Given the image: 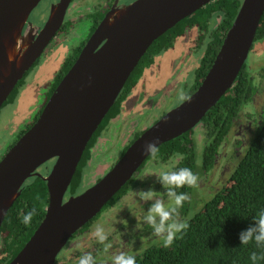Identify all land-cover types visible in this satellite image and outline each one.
Segmentation results:
<instances>
[{
    "label": "water",
    "instance_id": "obj_1",
    "mask_svg": "<svg viewBox=\"0 0 264 264\" xmlns=\"http://www.w3.org/2000/svg\"><path fill=\"white\" fill-rule=\"evenodd\" d=\"M42 0H0V110L60 28L71 0H60L41 29L28 22ZM214 0H136L108 14L88 39L35 123L0 159V230L25 182L48 162L46 216L9 264H56L72 236L98 215L159 146L194 129L233 87L247 62L264 0H244L201 84L145 130L96 183L68 197L85 150L152 43ZM28 24L27 31L25 27Z\"/></svg>",
    "mask_w": 264,
    "mask_h": 264
},
{
    "label": "trees",
    "instance_id": "obj_2",
    "mask_svg": "<svg viewBox=\"0 0 264 264\" xmlns=\"http://www.w3.org/2000/svg\"><path fill=\"white\" fill-rule=\"evenodd\" d=\"M243 1L214 0L178 22L152 43L91 138L71 182L68 191L69 196H75L83 192V186L88 181L86 180L87 169L93 161V151L102 136L104 128L113 117L121 113L123 103L140 83L146 71L157 62V58L164 52L173 49L175 44L186 36L189 31L195 30L198 32L197 48L203 50V57L196 71L195 85L190 92L191 95L197 90L211 69ZM263 40L264 14L257 30L254 45ZM79 53L80 51L59 69L44 106L62 78L74 64ZM261 70L264 71V67ZM24 78L17 84L3 107L14 103L18 99ZM261 90V79L257 78L247 61L233 87L207 112L200 124L181 136L161 144L157 156L155 158L149 156L137 173L151 159H156L161 163H169L179 159L171 170L188 167L198 177L209 173L216 165L218 155L237 119L254 103ZM42 109L36 115L35 120L20 132L18 138L35 123ZM248 117L253 121L252 138L248 143L244 156L231 174L229 183L207 200L199 211L186 220L190 226L182 235V238L178 235L172 246L167 248L163 247V244H150L140 253L133 254L136 258V264H254L250 259V254L252 252H256L258 256L264 254V246H257L254 241L248 245H241L239 239V234L248 227L253 226L256 223L255 218L258 213L264 210V99L260 111L251 112ZM198 131L204 134V141L199 143L200 146L198 145ZM142 132L136 134L135 138L140 136ZM128 146L123 152L126 151ZM198 147H203L202 157L199 161ZM52 166L53 161L46 163L37 170V173L41 175H34L25 182L19 196L5 217L0 230V264H9L12 261L44 220L49 203V191L43 176L47 175ZM134 178L135 176L104 206L98 215L75 233L70 240L75 239L81 233L89 231L94 223L103 217L105 212L114 207L129 192ZM193 188L185 186L177 188L175 191L178 194L184 192L190 195ZM34 207L37 213L32 218L31 224L26 226L21 222V213H27ZM187 208L185 207L186 211ZM60 261L59 255L56 264ZM255 264H264V259H258Z\"/></svg>",
    "mask_w": 264,
    "mask_h": 264
},
{
    "label": "rangeland",
    "instance_id": "obj_3",
    "mask_svg": "<svg viewBox=\"0 0 264 264\" xmlns=\"http://www.w3.org/2000/svg\"><path fill=\"white\" fill-rule=\"evenodd\" d=\"M49 4V0H42L39 4L40 6L38 5V8L34 10L33 14L30 16L31 21L36 22L35 19L37 18V14L39 15V11L48 14L50 10ZM70 37L74 39L73 42H76L84 38V35L82 32H79L76 33V35L72 33L69 38ZM65 39L66 40L63 42L62 37H56L54 41L48 45L41 57L25 76L24 83L20 87L18 99L14 103L5 105L0 110V159L17 140L19 133L25 130V128L35 120L36 115L42 109L51 85L54 82V78L68 55L65 43L68 45L73 43L69 42V40L67 41V38ZM197 39L198 32L195 30L189 31L186 36L175 44L173 49L160 55L156 60L159 64L149 68L141 79L136 92H134L128 103V108L135 106L134 103H139L133 108V111L142 112L144 109H151V118L147 122L145 121L143 128H148L165 113L182 104L184 101L179 99L181 90H183L187 96L190 95L195 85L196 71L203 57V50L196 47L195 42ZM247 61L250 63L257 78L261 79L262 90L254 103L250 107L248 106L249 108L247 107L248 109L237 119L233 130L218 155L214 168L209 173L199 176L198 186L193 188L192 193L189 195L190 199L186 200L183 206L178 210L180 215L179 218L183 217L180 220L189 219L195 212L203 207L207 200L229 183L231 174L244 156L248 143L252 138L253 121L248 117V114L260 111L264 99V71L261 70V68L264 67V40L254 45ZM143 91H145L144 95H142ZM130 114L131 111L126 113V121L131 116ZM139 122L140 121H135V127L138 126ZM126 130L128 135L129 129L127 128ZM111 134L112 132L107 129L93 151L94 157L87 169L86 180L88 181L84 184L83 191L97 182L99 176L104 171L105 162L108 160L109 155H112V151L113 157L112 160H110L109 168L121 157L125 147L124 145L117 146L121 141V135L113 133L112 136ZM129 136L130 135H128V137ZM197 137L198 145L200 146L199 143L204 141V134L198 131ZM202 149L203 147H198L197 149L198 161L201 160L203 153ZM48 165L50 166V164ZM170 167V164L166 165L158 161H151L144 170L145 172L138 177L133 193L123 198L118 205L110 208L104 213L103 217L99 218L94 223V225L100 224L104 227L106 233H108V239L105 241V244H111V247L108 248L106 252H102L100 258L95 260V264H113L112 257L120 252L133 255L140 253L150 244H162V242L153 235L151 239L140 238L137 242H129L126 239L127 233H122V231L125 232V230H123L125 225L131 226L140 223L144 224L149 229L151 228L148 224L143 222V216L147 214L148 209L154 203L155 199L159 198L155 196L153 200H143L144 202L140 205V207L142 206L141 211H135V206L142 200L138 192L140 190H153L152 184L157 182L159 178L158 173L166 171ZM135 196L139 197L138 202H135ZM68 197L70 196L68 195ZM163 201L166 206L171 203L169 200ZM185 207H188L187 211ZM186 212L188 213L186 214ZM173 216L175 219V214H173ZM130 217L131 219L134 218V220L132 221ZM130 220L131 222L129 223ZM94 225L91 227L90 231L85 234V240H82L83 238L77 240L78 246L75 245L76 243L74 244L75 240H70L68 242L60 254L62 264H78V258L75 257L77 255L74 254L80 252L82 245L83 247L86 246L87 249H91L92 243L96 244L99 242L92 234ZM74 246L75 248L78 247L77 250L74 249ZM112 246L116 249V253L114 254H111Z\"/></svg>",
    "mask_w": 264,
    "mask_h": 264
},
{
    "label": "flooded vegetation",
    "instance_id": "obj_4",
    "mask_svg": "<svg viewBox=\"0 0 264 264\" xmlns=\"http://www.w3.org/2000/svg\"><path fill=\"white\" fill-rule=\"evenodd\" d=\"M49 1H50V4H49L50 10H49L48 14H45L44 12H42V11L40 12L39 11L38 12L39 15L37 14V18L35 19L36 22L31 21V19H30L31 17L29 18V21L28 22L32 23V25L34 27H36L37 29H41L45 25V23L48 21V19L50 17V14H51V11H52L53 7L54 6H57L60 0H49ZM135 1L136 0H71V3L69 4V6H68V8H67V10L65 12L63 22H62L60 28L58 29V31L56 32L55 36L52 38L51 42H53L56 37H58V38H61L62 37L63 38V40H62L63 42H64V40H66L65 38H67V41L69 40V42H73L74 39H72L71 37L69 38V36L72 33H75V35H76V33H79V32L80 33L81 32L83 33L84 38L79 39L76 42L71 43L70 45H68V44L65 43V45H66L65 47L68 50V53H67L68 55L65 58V61L63 62V64L66 63L68 60L73 59L75 57V55H76L77 52L80 51V53H81L83 47L87 43V41L90 38V36L93 34V32L95 31V29L97 28V26L100 24V22L108 14H110L112 12H115L116 10L121 9V8H123V7L131 4L133 2H135ZM33 12H32V14H33ZM27 28H28V24L26 25L24 32L27 31ZM195 43H196V47H197L198 40ZM75 59H77V58H75ZM157 64H159V62H156L151 67H153V66H155ZM137 88H138V85L135 87V89L133 90L132 94L123 103L121 113L118 116L113 117L110 120L109 124L104 128V130L102 132V136L105 134V132L107 131V129L110 132H112V134H111L112 136H113V133L120 134L121 135V141L119 142V144H117V146L118 145L119 146L124 145L125 146L124 149L128 145L130 146L139 137L138 136L137 138H135L136 134H138L141 131L144 132L145 130H147L151 126L150 125L148 128H143V126L145 124V121L147 122L151 118V113H150L151 109L147 108V109H144L142 112H140V111H133V108L136 105H138L139 103L138 104H135L134 103L135 106H133L131 108H128V103L130 102L131 97L134 94V92H136ZM144 93H145V91L142 92V95H144ZM142 100H143V98H142ZM45 101H46V99H45ZM129 111H131V114H130L131 116L126 121L125 120V115ZM135 121H140L137 127H135ZM157 121H155V122H157ZM132 124H133V127H132ZM127 128L129 129V131H128V135H130L129 137L127 135V130H126ZM124 135H126V136H124ZM132 140H134V141L132 143H130ZM124 149H123V151H124ZM123 151H122L121 156L125 153ZM112 157H113V151H112V155L110 154L109 157H108V160L105 162V164H104V171L99 176V178H101L105 173H107L112 168V167L109 168V165H110V162H111L110 160H112ZM151 161H157V160L156 159L149 160V162L146 163V165L144 166V168L139 173L135 174V178H134V180H133V182L131 184V189L129 190V192L124 197H122L120 199V201L123 198L127 197L130 193H133L135 184L138 181V177L142 173L145 172L144 170L150 164ZM177 161H179V159H177L175 161H171L169 163H162V164H166V165H169L170 164L171 167L168 170H171L172 167L177 164ZM116 162H114L113 165ZM159 163H161V162H159ZM99 178H98V180H99ZM152 187H153L154 192L156 193V196L159 199L161 198L163 200H169L170 201L169 197L166 195L168 189H166L164 187V185L160 182V179L159 178H158V180H157L156 183L154 182L152 184ZM140 191H142V190H140ZM134 198H136L135 199V202H138L139 197L138 196H135ZM120 201H118V203ZM143 202H144L143 200H140L138 202L137 206H135V211H137V210L141 211L142 206L140 207V205ZM118 203L116 205H118ZM187 213L188 212H186V214ZM134 218H135V216H134ZM134 218L131 219V217H130V219L132 221L134 220ZM182 218L183 217H181L179 219H182ZM131 220L129 221V223L131 222ZM123 230H125V232L122 231V233H127V238L126 239L129 242H133V241L137 242L140 238H150L151 239L152 232H153V230H151V228L149 229L147 226H145L142 223L137 224V225H134L133 224L131 226H126L125 225ZM89 231H90V229H89ZM89 231H86L84 233H81L78 237H76L75 239H73V240H75L74 244L76 243L75 245L78 246L77 240H79V238H81V239L83 238L82 240H85V238H86L85 234H87ZM153 239H155V238H153ZM104 245H105V242H104V244H101L100 242H97L96 244L95 243H92L91 249H87L86 246L83 247V245H82V249L80 250V252H78V253H76L74 255H77L75 257L76 258H79L81 255H83L85 253H91L92 256L94 257V260H96V259L100 258V256L102 255V252H106ZM77 248L78 247L75 248V246H74V249L77 250ZM111 249H112L111 250V254L116 253V249L113 246H112ZM58 264H62L61 261Z\"/></svg>",
    "mask_w": 264,
    "mask_h": 264
},
{
    "label": "clouds",
    "instance_id": "obj_5",
    "mask_svg": "<svg viewBox=\"0 0 264 264\" xmlns=\"http://www.w3.org/2000/svg\"><path fill=\"white\" fill-rule=\"evenodd\" d=\"M179 99L181 101L188 100L189 102L191 100L183 90L179 93ZM158 152V137L145 142L143 146L144 154L155 158ZM158 175L160 182L168 189L167 196L171 203L166 206L163 200L155 199L147 214L143 216V222L152 228V235L162 242L163 247L167 248L172 246L178 235L182 238V235L190 226L186 220L179 219L180 215L178 211L190 197L184 192L178 194L175 189L185 186L197 187L199 177L188 167H180L178 170L161 171ZM139 196L142 200L148 201L153 200L156 193L152 190L140 191ZM36 213L35 207L27 213H21V222L26 226L30 225ZM173 214L176 216L175 219ZM255 219L256 223L253 226L248 227L239 234L241 245H248L254 241L257 246H264V210H261ZM92 234L101 244H104L108 239V233H106L104 227L100 224L94 225ZM110 247L111 244H105V251ZM250 259L255 264V261L258 259H264V254L258 256L256 252H252ZM112 262L113 264H136V258L133 255L120 252L112 257ZM78 264H95V260L91 253H85L78 258Z\"/></svg>",
    "mask_w": 264,
    "mask_h": 264
}]
</instances>
